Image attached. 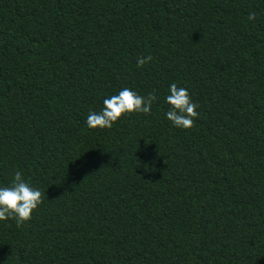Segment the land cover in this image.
Masks as SVG:
<instances>
[{"label": "trees", "instance_id": "obj_1", "mask_svg": "<svg viewBox=\"0 0 264 264\" xmlns=\"http://www.w3.org/2000/svg\"><path fill=\"white\" fill-rule=\"evenodd\" d=\"M125 87L150 114L89 128ZM17 171L43 203L0 221V264H264V0H0V187Z\"/></svg>", "mask_w": 264, "mask_h": 264}, {"label": "clouds", "instance_id": "obj_2", "mask_svg": "<svg viewBox=\"0 0 264 264\" xmlns=\"http://www.w3.org/2000/svg\"><path fill=\"white\" fill-rule=\"evenodd\" d=\"M249 20H255L256 14L250 13ZM153 57H138L137 67H143L152 61ZM170 94L166 102L171 106L166 113L167 119L181 129H191L199 113L196 111L198 104L192 101L191 95L184 87L172 83ZM157 99L155 93L142 97L136 91L127 87L103 101L104 107L97 112H90L87 125L91 129H110L122 116L135 114H150L151 106ZM44 193L27 182L21 172L14 173L8 186L0 187V221L13 219L17 227H21L32 219V214L43 203Z\"/></svg>", "mask_w": 264, "mask_h": 264}]
</instances>
